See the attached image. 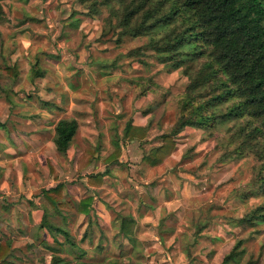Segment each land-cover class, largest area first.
I'll list each match as a JSON object with an SVG mask.
<instances>
[{"label":"crops","instance_id":"0c3cea01","mask_svg":"<svg viewBox=\"0 0 264 264\" xmlns=\"http://www.w3.org/2000/svg\"><path fill=\"white\" fill-rule=\"evenodd\" d=\"M30 46L27 52L29 48L33 51ZM31 55L14 60L18 75L23 74L22 68L25 75L31 72L35 61ZM85 75L75 70L72 82L57 80L55 91L45 90L48 95L55 93L54 104L42 96L40 102L22 98L9 105L7 116L0 119V177L7 178H0V242L11 243L8 260L12 264H53L55 258L63 260L59 264H207L203 254L225 240L223 222L232 224L229 220L239 217L236 190L209 200L217 206L215 212L207 210L200 219L185 218L186 212L192 215L189 197L194 195L193 188L187 190L169 172L168 160L157 165L146 160L162 144L165 132H151L139 124V111L125 117L132 102L129 98L126 103L127 94L118 95V87L103 89L95 101V85ZM47 76L42 69V77ZM18 93H11L13 103ZM113 99L125 100L124 109L119 110L120 104L115 105ZM63 118L76 119L77 128L67 154L49 164L40 155L45 147L60 155L52 138L55 124ZM115 135L120 136V153L116 161L106 163L104 159L115 151ZM89 150L93 151L91 162H87ZM37 155L41 159H35ZM97 173L101 178L93 177ZM58 184L62 188L56 195L50 190ZM204 186L196 196L205 193ZM44 191L55 196L56 202L47 199ZM88 197L92 202L81 205ZM222 206L231 213L222 215ZM204 221L206 227L195 235ZM56 228L65 230L68 237Z\"/></svg>","mask_w":264,"mask_h":264},{"label":"rangeland","instance_id":"374dc122","mask_svg":"<svg viewBox=\"0 0 264 264\" xmlns=\"http://www.w3.org/2000/svg\"><path fill=\"white\" fill-rule=\"evenodd\" d=\"M2 5L9 23L0 24L1 120L7 116L10 110L9 105L17 104L22 98H26V101L37 99L40 102V96H42L54 104L55 93L48 95L45 90L55 91L59 86V83H56L57 80H63L64 83L68 80L72 82V74L75 70H79L86 74L85 77H90L95 85L97 93L95 101L97 99L99 101L98 96L103 89L118 87L120 91L118 95L127 94L126 103H130L129 98L132 102V109L128 108L125 117L129 118L131 111H139V124L145 125L151 132L156 130L169 132L173 128L180 115L179 104L187 82L186 77L179 69L165 70L162 65L156 63L152 51L149 50L145 54L146 61L151 66L136 64L134 62L136 57L118 58V54H127L131 49L141 46L147 38L123 37L118 45L113 37L111 38V34L109 39H99L103 18L107 14L105 7L101 8L99 16L91 18L74 13L84 11L78 0H3ZM21 20L24 23H20ZM77 21L78 26L72 27L71 24ZM29 44L33 46V51L29 48L27 52L25 48ZM79 48L83 49L81 54L76 53ZM31 53L40 69L47 70V77L34 78L32 81L30 73L25 75L23 68L22 75H8L6 67L13 68L17 56L23 61L26 55L32 56ZM81 55L83 62L79 63ZM115 58H118L115 67L108 66L109 68L100 69V67H106L102 64H105L107 60ZM100 72L104 74L102 77ZM13 91L19 92L14 98V103L10 99ZM112 101L115 105L120 104L119 110L124 109L125 100L113 99ZM31 104L27 102L28 106ZM106 110L107 105L102 112L104 117ZM8 118L4 123L6 126L12 118V113ZM17 120L20 119H15L14 122L18 123ZM234 124L235 121L227 122L214 130L186 127L175 137V148L161 159L162 163L168 160L166 165L171 167L170 170L169 168L166 170L174 173L187 190L193 188L194 195L189 197L191 199L189 209L193 208L192 215L186 212L185 218L200 219L204 217L207 210L214 209L212 213L215 212L216 205L209 200L219 199L222 194L229 196L234 190H236L235 195L245 192L247 183L260 165V160L250 150L240 151V153L234 150L238 146V141L235 140L236 135L233 134V130H230L231 126L234 128ZM259 141L264 153V135L259 137ZM163 143L164 141L155 148L161 147ZM40 156L49 164L50 161L55 163V159L63 157L56 155L55 151L48 147H45L44 153ZM34 158L41 159L38 155ZM1 177L4 181L7 180L6 176ZM203 185H205V193L202 196H196ZM186 189H184L185 193ZM263 202L264 193L253 192L248 196L246 203L240 202L241 209L236 215L242 216L243 213ZM222 208L219 210L222 215L231 213L230 208L226 206ZM226 208L228 211L225 210ZM223 224L221 235L225 240L215 248L207 249V253L203 254L207 264H219L221 256L233 246L235 239L243 237L248 239L243 244L245 251L239 264H247V262L264 264V223L246 227H237L234 223L232 225L223 222ZM233 231H239V233L236 234Z\"/></svg>","mask_w":264,"mask_h":264},{"label":"trees","instance_id":"16d2710c","mask_svg":"<svg viewBox=\"0 0 264 264\" xmlns=\"http://www.w3.org/2000/svg\"><path fill=\"white\" fill-rule=\"evenodd\" d=\"M0 0V24L9 23ZM31 1V0H28ZM83 8L80 13L97 17L105 7L106 16L99 39L113 37L118 45L123 37L141 38L146 41L123 56L136 57L134 62L151 66L146 61V51H152L157 64L165 70H177L187 82L180 98V115L169 132L162 134L163 145L154 148L146 160L156 165L175 148V137L184 128L214 130L227 122H234L230 130L236 135L237 153L250 150L260 160L256 172L247 183L245 192L237 195L246 203L253 192L264 193V153L259 137L264 135V0H78ZM20 23H24L22 20ZM78 21L71 24L77 27ZM107 60L103 66H114L117 59ZM101 65V66H102ZM8 75H18V70L6 67ZM31 80L42 77V70L35 60L31 66ZM246 118V120H243ZM127 124L125 130L129 128ZM77 128L74 118L60 119L54 127L52 138L56 151L65 156ZM127 132L123 133L126 135ZM120 136L115 135V147L104 162L117 160L120 153ZM87 162L93 151L89 150ZM263 154V155H262ZM93 177L101 178V174ZM62 184L52 190L59 194ZM48 192V191H44ZM56 202L55 196L46 194ZM92 198L80 202L88 205ZM207 221V220H206ZM200 222L197 235L207 222ZM239 227L264 223V202L242 216L230 219ZM44 222L41 223V226ZM66 237L67 232L56 228ZM248 237L236 238L233 246L221 256L219 264H239ZM11 243L0 242V264L9 260ZM59 264L60 258L53 259ZM249 264V262H247Z\"/></svg>","mask_w":264,"mask_h":264}]
</instances>
